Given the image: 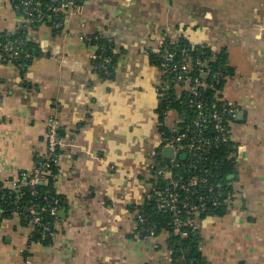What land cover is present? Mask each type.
Wrapping results in <instances>:
<instances>
[{
	"label": "crops",
	"instance_id": "0c3cea01",
	"mask_svg": "<svg viewBox=\"0 0 264 264\" xmlns=\"http://www.w3.org/2000/svg\"><path fill=\"white\" fill-rule=\"evenodd\" d=\"M0 35L32 54L0 68V182L34 170L55 114L66 140L53 177L65 204L55 236L32 242L28 223L4 219L0 264H175L168 236L145 240L136 222L162 162L164 78L151 55L167 38L227 49L236 71L222 96L238 107L235 193L225 216L198 224L206 264H264V0H81L60 31L0 0ZM89 37L112 44L110 74ZM180 120L165 116L169 129Z\"/></svg>",
	"mask_w": 264,
	"mask_h": 264
},
{
	"label": "trees",
	"instance_id": "16d2710c",
	"mask_svg": "<svg viewBox=\"0 0 264 264\" xmlns=\"http://www.w3.org/2000/svg\"><path fill=\"white\" fill-rule=\"evenodd\" d=\"M17 1L20 4L23 0ZM33 1L41 2L45 7L49 5V0ZM80 2L81 0H77L78 5H80ZM23 12H26V10L23 9ZM46 19V23L53 26L54 18L52 15H48ZM0 38L1 42L7 40L11 45L18 47L20 56L14 63L23 66L31 60L32 54L26 43L14 42L13 38L6 35H0ZM93 43H98L99 51L103 53L104 57L111 59L108 64L103 60L95 61L97 66L101 68V73L108 75L104 66L111 73L115 63L112 44L100 37H96ZM167 54L173 55V61L168 63V68L172 69L176 65L180 68L190 63L192 64V71L188 74V78L192 80L191 85L195 86L197 80L200 83H205V86L198 88V95H195L186 90L184 86L180 87L177 86L178 83L171 82L176 78L175 73L163 76L164 81L170 80L169 84L164 87V97L161 98L160 127L163 140L165 142L167 139L182 138L179 144L187 147L190 145L198 146L205 140H208L209 143L203 149L195 152L190 151L191 155L185 161L178 159L176 164H171L169 159L162 157V154L160 160L163 161L165 169L172 173L173 179L178 183L179 187L175 190L180 199L190 203L191 207V205L200 206L199 198L202 197L205 199V206L203 209H196L197 225L179 227L175 223L174 213L160 210L158 208V198L154 196L139 207L138 216L140 215L144 222L138 225V228L144 230L142 236L150 233H153L155 237L162 234L167 235L168 248L172 253L175 264H206L201 250L203 238L198 224L201 220L209 217L225 216L235 193L233 179L230 177L237 175L236 158L238 149L237 143L232 137L231 123L236 122L237 114L231 113L232 107L229 106L227 100L223 99V93L221 94V92H224L227 82L235 75L236 71L229 64L227 49L215 51L207 46L191 44L184 39L172 42L167 38L159 51L153 52L151 55L153 63L160 70L165 67ZM197 61L200 64H197ZM201 104L202 108H199L198 105ZM234 108L238 112L236 105H234ZM171 110L176 111L181 119L176 129H169L165 124V116ZM214 114H217L219 119H214ZM55 172L56 168H53V173L55 174ZM155 172L154 169L151 192L154 189L166 191L169 187V181L160 176L157 177ZM30 174H21L20 178L24 175L29 178ZM53 177L48 184L37 186L35 196L32 195V191L28 187L10 188L0 182V222L13 217V213L21 207L32 204L38 205L39 208L50 207L46 203L45 197H56V189L52 187L54 184ZM192 179L197 180L194 189L187 193L181 190L180 186H187ZM211 188L220 195L219 200L221 203L217 206H213L209 201V190ZM170 191H173V189H170ZM58 196L61 198L64 208V200L60 195ZM49 204H52L51 201H49ZM46 216L45 214V223L52 224L54 219ZM179 218L184 221L188 217L185 213H182ZM22 221L28 223L25 219ZM183 234L186 235L183 236ZM52 237L44 238L42 229H38L31 235V241L48 245Z\"/></svg>",
	"mask_w": 264,
	"mask_h": 264
},
{
	"label": "built area",
	"instance_id": "2783aa9c",
	"mask_svg": "<svg viewBox=\"0 0 264 264\" xmlns=\"http://www.w3.org/2000/svg\"><path fill=\"white\" fill-rule=\"evenodd\" d=\"M79 5L77 0H49V5L45 7L41 2H34L33 0H23L18 4L19 10L26 15V17L33 24H44L47 21L48 15H52L53 19V28L55 30H64L66 20L70 16H72L78 9ZM23 9L26 12H23ZM1 39V38H0ZM89 44H92L95 40L93 37L86 38ZM165 42V41H164ZM163 42V43H164ZM20 56V52L18 47L11 45L8 41H0V68L9 64L14 63L16 59ZM188 56V55H187ZM29 57V56H28ZM92 58L94 61L103 60L106 64H108L111 59L104 57L103 53L99 51V53L92 54ZM190 58V56H189ZM173 61V55L167 54L165 57L166 64L164 65V69L161 70L162 75H170L175 73L176 78L174 81L178 83L177 86H184L186 90H189L192 94L198 95V88L201 86H205V83H200L199 81H195L196 85H191L192 80L188 78V74L192 71V64L189 63L187 66L178 67L174 66L172 69L168 68V63ZM197 64H200L197 61ZM106 70V74H110V71L106 66H104ZM170 80L164 81L163 86L160 90V98L164 97V87L168 85ZM185 90V89H184ZM223 92H221L222 94ZM199 108H202V104L198 105ZM229 106L232 107L231 113L237 114V110L234 108L233 104L229 103ZM214 119H219L217 114L213 115ZM46 152L45 154L39 156L37 158L35 168L31 172V176L28 178L27 175H24L22 178H18L13 180L10 185V188L17 187H28L29 190L32 191V195H36V188L41 184H48L50 179L54 176L53 168H56L59 162V157L62 149L66 146V140L61 132V120L58 115H53L46 123ZM182 141V138H172L167 139L163 143V149L165 147H171L173 149V157L170 160L171 164H176L179 159V156L182 153L187 152L188 158L190 157V151H197L199 149H203L206 144L209 143L208 140H205L198 146L190 145L189 147L179 144ZM163 162V161H162ZM161 162L160 166L155 168V175L158 177L165 178L169 181V187L166 191H160L154 189L149 195V199L156 196L158 198V208L160 210H166L174 213L175 215V223L177 226H195L197 225V219L195 216L197 215V208H202L205 206V199L200 197L199 202L200 206H192L190 207V203L185 200H181L178 193L175 189L179 187L178 183L173 179V175L170 171L165 169L164 164ZM197 184L196 179H192L190 183L186 185H181V190L186 193L193 190ZM52 187L55 189V185ZM153 189V188H152ZM173 189V191H170ZM210 196L209 201L213 206L219 205L221 202L219 200L220 195L214 191L213 188L209 190ZM55 196L45 197L46 203L50 205V207H41L38 205L32 204L30 206L21 207L19 210L14 212L13 216H17L20 219H25L28 221L29 225L32 228V234L38 230L42 229V236L44 238H50L51 236H55L56 234V226L59 221V213L63 210V202L61 198L58 196L57 192H55ZM51 201L52 204H49ZM190 207V208H188ZM185 213L187 215V219L184 221L180 220V215ZM45 214L47 218H53L54 222L52 224L45 223ZM137 232L142 236L144 230H139L138 225L144 222V219L139 215L137 216ZM178 232V231H177ZM186 234H183V236ZM145 240L154 238V234L150 233L149 235L142 236Z\"/></svg>",
	"mask_w": 264,
	"mask_h": 264
},
{
	"label": "water",
	"instance_id": "95a60500",
	"mask_svg": "<svg viewBox=\"0 0 264 264\" xmlns=\"http://www.w3.org/2000/svg\"><path fill=\"white\" fill-rule=\"evenodd\" d=\"M162 157L165 159H171L173 157V149L171 147H165L162 151ZM188 158V153H182L179 156V159L181 161H185ZM230 178H233V176H231ZM64 215V212H60L59 216Z\"/></svg>",
	"mask_w": 264,
	"mask_h": 264
}]
</instances>
